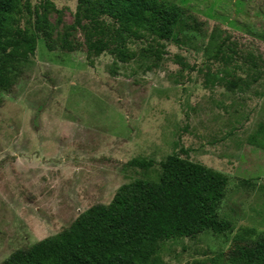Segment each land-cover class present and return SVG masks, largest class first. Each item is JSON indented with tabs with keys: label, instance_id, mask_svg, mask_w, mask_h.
Masks as SVG:
<instances>
[{
	"label": "rangeland",
	"instance_id": "1",
	"mask_svg": "<svg viewBox=\"0 0 264 264\" xmlns=\"http://www.w3.org/2000/svg\"><path fill=\"white\" fill-rule=\"evenodd\" d=\"M80 1H20L38 40L0 94V264L109 205L122 186L157 180L176 154L229 178L217 214L232 227L160 244L164 263L252 264L264 254V77L231 91L228 82L246 73L207 51L219 29L237 65L264 63V0H157L188 9L204 26L196 37L161 42L159 59L151 36L129 39L128 61L115 42L89 53L82 26L97 42L115 39L117 25L106 15L92 21L99 7Z\"/></svg>",
	"mask_w": 264,
	"mask_h": 264
},
{
	"label": "trees",
	"instance_id": "2",
	"mask_svg": "<svg viewBox=\"0 0 264 264\" xmlns=\"http://www.w3.org/2000/svg\"><path fill=\"white\" fill-rule=\"evenodd\" d=\"M20 1L0 0V94L12 87L16 64L28 60L37 49L33 14L21 8ZM82 2L99 7L92 9V21L106 15L117 25L115 39L97 42L82 26L89 53L102 54L115 42L123 61L133 56L126 48L129 39L148 34L158 43L150 54L159 59L161 42H179L189 33L196 37L204 26L188 9L169 2L162 6L157 0H81L80 5ZM36 16L40 19L38 11ZM18 18L25 20L24 27L17 26ZM95 34H99L97 30ZM208 47L212 59L226 66L234 64L246 73L245 78L228 82L231 91H244L263 79L264 63L259 65L260 60L252 57L237 65L230 37H222L219 29L209 37ZM129 165L149 169L154 163L133 160ZM160 166L157 180H136L122 186L109 205L91 207L61 234L14 252L3 264H165L157 251L160 244L195 239L206 231L221 234L231 230V223L217 214L226 196L227 176L177 154ZM252 264H264V254Z\"/></svg>",
	"mask_w": 264,
	"mask_h": 264
}]
</instances>
